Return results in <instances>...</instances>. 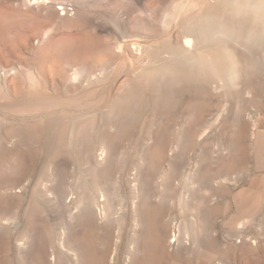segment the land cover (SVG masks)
Returning a JSON list of instances; mask_svg holds the SVG:
<instances>
[{
    "label": "bare ground",
    "instance_id": "obj_1",
    "mask_svg": "<svg viewBox=\"0 0 264 264\" xmlns=\"http://www.w3.org/2000/svg\"><path fill=\"white\" fill-rule=\"evenodd\" d=\"M159 25L162 32L157 43L132 42L134 48L127 55L133 61L127 68V79L117 91L115 100L106 114L107 120L113 121L107 126L112 135L107 133L109 131L97 130L93 122L73 124L68 126L66 131L65 126H61L60 131L55 129L56 135L52 140L51 150L46 154L45 171L43 170L44 173L38 178L30 200L22 212L20 210L26 189L17 186V179L28 180L38 153H34V158L27 155L28 158L22 155L13 156L15 164L9 166L10 173L17 178L11 182L12 185L3 189L0 195V264H114V253L111 257L107 256L106 243L98 249L94 236L113 227L116 233L113 251L116 252L117 240L120 239L126 223V218L120 212L122 209L118 207H123L124 203L128 205L130 214L125 264H178L179 258L193 251H197L198 259L202 260L203 264L213 263L212 250L216 243L211 237L210 227L215 218L206 192L217 186L219 188L221 182L214 181L210 162L200 157L199 170L189 171L184 178L186 201L194 198L195 192L201 200L198 209L200 219H196L193 213L192 221H181V230L175 225L172 226L170 220H167V224L163 222L162 206L169 203V198L173 200L169 187H164L161 193L158 192V196L150 189V181L157 165L151 162L149 157L152 153L157 157L166 156L170 159L169 163L174 164V160L182 156L189 146L190 142L182 139L188 128L182 124L177 132L178 140L173 144H164L165 141L161 142L162 137L164 138V133L171 129L158 130L156 124L159 113L156 114L155 111L149 115L145 140L139 150L140 159L134 164L128 186V201L126 193L122 195L114 182L115 171L119 165L117 166L118 160L113 152L117 147V136L126 132L123 123L138 114L141 105L145 107L151 101L152 107L153 103L157 108L169 109L173 108L172 101L179 98L185 103L200 99L206 104L215 99H222L223 106L210 115L209 120H203L207 108L203 110L202 107L196 112L191 123L189 122V128L200 130L197 136L199 143L208 135L215 140L224 138V143L216 144V157L219 155L232 159L241 153L246 127L254 133L257 122L261 120L256 118L255 113L242 108L232 113L228 110L227 102L243 95L239 88L242 70L249 76L258 68L264 71V66L254 59L255 51L262 53L264 50V0H169L159 19ZM121 44L119 43L120 53L123 48ZM238 49L250 59L243 57V60H240L236 54ZM243 92L250 94V87H245ZM118 98L121 99L120 102ZM36 109L32 107L27 110L39 113L40 110ZM170 121V118L167 119V125ZM229 122L231 126L228 125ZM5 127L7 128L6 125ZM10 129L7 130L9 133H6V136L0 138L1 157L7 153L4 148L7 141H11V150L14 151L24 148L26 144L24 134L21 135L17 129ZM65 135L77 159L79 170L65 166ZM255 136L256 139H250L251 151L256 159V168L262 169L264 142L261 141L259 130L255 131ZM33 143L37 146L36 151H39L40 144L37 141ZM198 152L202 156L204 149L201 150L200 147ZM171 171L169 170V175ZM165 178L168 180V176ZM224 179L229 181L227 176ZM179 204H182L181 198ZM237 208L240 217L236 218L238 221L231 220L234 221L232 225L237 224L236 228L249 225L256 233H264L263 197L260 202L251 205L240 203ZM44 213L60 215V222L56 221L58 223L56 226L51 225L53 227L49 226L50 221L40 222L38 216L42 214V217H46L47 214ZM195 219L201 221V231L196 227ZM241 242L245 243V240L242 239ZM170 251L174 252L173 255ZM8 254L12 257L11 262L7 259L1 260L3 255L6 257Z\"/></svg>",
    "mask_w": 264,
    "mask_h": 264
},
{
    "label": "rangeland",
    "instance_id": "obj_2",
    "mask_svg": "<svg viewBox=\"0 0 264 264\" xmlns=\"http://www.w3.org/2000/svg\"><path fill=\"white\" fill-rule=\"evenodd\" d=\"M168 1L0 0V138L6 136V133H9L7 130L10 128V130L17 129L21 135H25H23L26 138L24 144H28L16 151L11 150V141H7L8 144L4 145L7 153L2 157L0 154V195L3 193L2 190L12 185L11 182L17 178L10 173L9 166L15 164L13 156L27 155L32 158L38 153L36 164H33L28 180L17 179V186L26 189L21 212L27 206L38 178L45 171L46 154L51 150L52 140L56 135L55 129L60 131L59 128L65 126L66 131L70 125L93 122V126L97 130L109 131L107 126L113 121L107 120L106 114L110 104L115 100L117 91L127 79V68L133 61L127 55L134 48L132 42L154 44L159 41L162 32L159 19L167 7ZM59 7L61 9H58ZM119 43H122L124 55L122 52L120 53ZM237 51L236 54L240 60H243V57L250 59L239 49ZM262 54H264V50L262 53L255 51L254 59L264 66V55ZM240 63L242 62L240 61ZM123 68H125L124 71L119 72ZM262 71L258 68L249 76L242 70L239 88L243 95L227 102L228 110L232 113L242 108L255 113L256 118L261 120L257 122V128L255 127L253 130L254 133L246 127L245 139L241 144L242 151L236 156L237 160L236 157L232 159L219 155L216 157V144L217 142L219 145L224 143L223 137L217 138L216 141L211 135H208L199 143L197 136L200 130L195 131L189 128L196 112L200 111L202 107L203 110L207 108L203 115V120L207 121L223 106L222 99H215V101L206 104L200 99L185 103L182 99L176 98L174 100L176 102L172 101L171 103L173 108L169 109L157 108L153 103L154 107H152L150 101L145 107L141 105L140 112L123 123L126 132L117 136L116 153H113L116 154L114 157L116 156L117 166H119L117 171L114 170L116 172L114 182L121 190L122 195L126 193L128 201V186L132 179L134 164L140 159L139 150L145 140V131H147L148 120H150L149 115L155 111L156 114L159 113L156 124L158 130L171 129L164 133V138L162 137L161 142L165 141L164 144H173L178 140L177 132L182 124L188 128L182 139L188 140L189 146L183 155L180 154L182 156L174 160V164H170V159L166 156L157 157L152 153V158L149 157V160L157 165L156 172L150 181V189L155 196H158L164 187H169L173 200L169 198V203L162 206L163 222L167 224V220H170L172 226L175 225L177 229L181 230L183 225L181 221L185 219L187 220L185 222L192 221L193 213L196 215V219H200L198 216L200 210L198 209H200L201 200L195 192V197L186 201L184 178L189 171L199 170L200 157L206 158L210 162L214 181L221 182L219 188L217 186L212 191L206 192L209 195V204L210 207L212 206L215 218L210 227L211 237L216 243L212 250L214 256L212 264H264V233H256L254 228L249 225L237 228V224L232 225V222L238 221L239 219L236 218L240 217L238 204L248 203L251 205L260 202L262 197L264 198V167L256 168V159L250 146V139H256V130L261 132V141L264 142V71L263 73ZM92 77L93 79H89ZM245 87H250V94L247 95L243 92ZM118 101L120 102L121 99L118 98ZM32 107L41 112H28L27 109ZM184 114L188 117L181 116ZM169 118L171 121L167 125L166 121ZM43 120L45 121L43 122ZM228 125L231 126L230 122ZM109 132L107 133L112 135V132ZM194 139L197 140L194 141ZM35 141L40 144L39 151H36L37 146L33 143ZM200 147L201 150L204 149L203 157L198 152ZM25 148L27 149L25 150ZM98 152L100 153V151ZM26 157L23 158L26 159ZM123 159L124 161H122ZM76 160L73 150L69 146L68 137L65 135L66 168L74 167L79 170ZM175 167L177 169H174ZM169 170L173 172H170L171 175L168 174ZM174 173L175 175H173ZM220 174L223 175L220 176ZM239 174L242 177L239 178ZM165 175L168 176L169 183ZM170 176L171 178H169ZM226 176L229 178L228 182L224 181ZM252 194L253 197H251ZM168 196L170 197V195ZM180 198L181 205L179 204ZM251 200L255 202L251 203ZM124 204L123 207H118L120 210L122 209L120 212L126 218V223L120 239L117 240L116 252L113 251L116 243V233H114L113 227L103 234L96 233L94 236L98 249H101L102 244L106 243L107 256L111 257L114 253L116 262L114 264H125L127 237L130 232V214L128 205ZM46 217L39 214L38 220L40 222L46 220L48 223L50 221L49 226L54 224L56 226L60 222V215H49L48 213ZM196 219V227L201 231V221ZM233 219L234 221L231 222ZM197 224L200 225L197 226ZM52 236L54 238L53 234ZM242 239L245 240V243L241 242ZM170 240L172 241V239ZM193 252L179 258L180 263L177 261L176 263L203 264L202 260L198 259L197 251ZM169 253L173 255L174 252L170 251ZM3 259H7L8 262L12 261L10 254L6 257L3 255L1 260Z\"/></svg>",
    "mask_w": 264,
    "mask_h": 264
},
{
    "label": "built area",
    "instance_id": "obj_3",
    "mask_svg": "<svg viewBox=\"0 0 264 264\" xmlns=\"http://www.w3.org/2000/svg\"><path fill=\"white\" fill-rule=\"evenodd\" d=\"M36 1V0H35Z\"/></svg>",
    "mask_w": 264,
    "mask_h": 264
}]
</instances>
